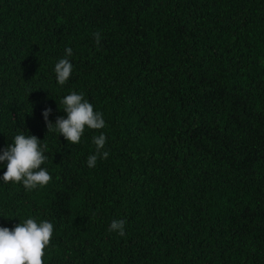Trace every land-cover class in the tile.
Segmentation results:
<instances>
[{
    "label": "trees",
    "instance_id": "obj_1",
    "mask_svg": "<svg viewBox=\"0 0 264 264\" xmlns=\"http://www.w3.org/2000/svg\"><path fill=\"white\" fill-rule=\"evenodd\" d=\"M71 91L106 122L77 145L42 116ZM17 132L52 180L0 182V225L51 221L45 264H264V0H0V148Z\"/></svg>",
    "mask_w": 264,
    "mask_h": 264
},
{
    "label": "clouds",
    "instance_id": "obj_2",
    "mask_svg": "<svg viewBox=\"0 0 264 264\" xmlns=\"http://www.w3.org/2000/svg\"><path fill=\"white\" fill-rule=\"evenodd\" d=\"M96 43H100L101 34H94ZM66 55L60 58L54 66V73L58 85H65L73 72V64L69 57L73 50L68 47ZM60 104L65 116L57 117L55 122L49 119L51 108L42 112L46 123L47 134L58 133L64 140L72 145L81 142L85 128L101 130L106 122L100 111L94 110V106L83 93L71 91L61 98ZM29 133V132H28ZM40 138L33 134L17 132L12 142L6 147L0 148V182L22 184L25 190L32 191L38 187L46 186L52 176L46 167H42L48 156L45 154L48 146ZM92 142L95 145V153L87 157V166L94 168L98 158L107 159L108 151H105L107 136L104 132L93 135ZM0 217L4 213L0 211ZM109 231L116 232L120 236L125 235V221L113 219ZM54 224L45 219L28 217L11 228L0 225V264H45V248L49 246L53 237Z\"/></svg>",
    "mask_w": 264,
    "mask_h": 264
}]
</instances>
